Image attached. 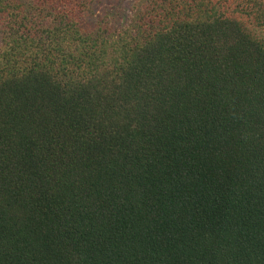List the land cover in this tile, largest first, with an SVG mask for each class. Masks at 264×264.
Masks as SVG:
<instances>
[{
  "label": "trees",
  "instance_id": "1",
  "mask_svg": "<svg viewBox=\"0 0 264 264\" xmlns=\"http://www.w3.org/2000/svg\"><path fill=\"white\" fill-rule=\"evenodd\" d=\"M92 3L0 0V264H264V0Z\"/></svg>",
  "mask_w": 264,
  "mask_h": 264
},
{
  "label": "rangeland",
  "instance_id": "2",
  "mask_svg": "<svg viewBox=\"0 0 264 264\" xmlns=\"http://www.w3.org/2000/svg\"><path fill=\"white\" fill-rule=\"evenodd\" d=\"M139 3L140 0H93L91 10L78 18L82 25L90 27L91 30H94L93 27L100 26L102 29H107L109 37L116 38L122 28L131 22L134 8ZM147 4L144 3V5ZM1 45L0 38V47Z\"/></svg>",
  "mask_w": 264,
  "mask_h": 264
}]
</instances>
